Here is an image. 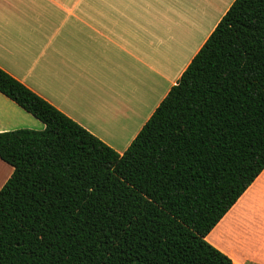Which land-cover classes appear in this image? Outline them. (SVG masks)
Here are the masks:
<instances>
[{"label":"trees","instance_id":"16d2710c","mask_svg":"<svg viewBox=\"0 0 264 264\" xmlns=\"http://www.w3.org/2000/svg\"><path fill=\"white\" fill-rule=\"evenodd\" d=\"M264 0H234L120 154L0 68V264H234L206 236L264 170Z\"/></svg>","mask_w":264,"mask_h":264},{"label":"crops","instance_id":"0c3cea01","mask_svg":"<svg viewBox=\"0 0 264 264\" xmlns=\"http://www.w3.org/2000/svg\"><path fill=\"white\" fill-rule=\"evenodd\" d=\"M224 2L0 0V68L122 154L234 0L209 29L210 6ZM23 128L45 125L0 93V132ZM8 166L0 159L3 183ZM205 239L234 264H264V170Z\"/></svg>","mask_w":264,"mask_h":264},{"label":"rangeland","instance_id":"374dc122","mask_svg":"<svg viewBox=\"0 0 264 264\" xmlns=\"http://www.w3.org/2000/svg\"><path fill=\"white\" fill-rule=\"evenodd\" d=\"M232 0H225V2L223 4H221L222 8L221 9H214L210 6L209 10H208V13H209V29H211L214 24L216 23V20H218V18H220V16L222 14H224L226 8L229 6L230 2ZM219 3V1H218ZM220 4V3H219ZM32 130H38L40 131L39 129H32ZM4 162V161H3ZM5 163V162H4ZM7 164V163H6ZM9 165V164H7ZM10 166V165H9ZM8 166V167H9ZM2 174H5V178L1 179L0 181V184L4 182V180L6 179L7 175H8V171L7 169H2V173H1V176ZM4 184V183H3Z\"/></svg>","mask_w":264,"mask_h":264},{"label":"snow or ice","instance_id":"6c2138e0","mask_svg":"<svg viewBox=\"0 0 264 264\" xmlns=\"http://www.w3.org/2000/svg\"><path fill=\"white\" fill-rule=\"evenodd\" d=\"M260 26H261V27H264V21L261 22V25H260Z\"/></svg>","mask_w":264,"mask_h":264}]
</instances>
